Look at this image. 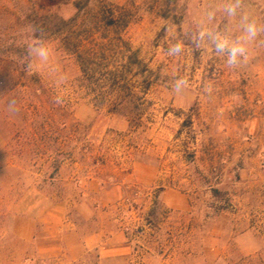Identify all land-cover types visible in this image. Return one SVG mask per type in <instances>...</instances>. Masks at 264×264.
Masks as SVG:
<instances>
[{
  "label": "rangeland",
  "instance_id": "obj_1",
  "mask_svg": "<svg viewBox=\"0 0 264 264\" xmlns=\"http://www.w3.org/2000/svg\"><path fill=\"white\" fill-rule=\"evenodd\" d=\"M31 10L75 20L14 76ZM79 229L125 248L76 264H264V0H0V264Z\"/></svg>",
  "mask_w": 264,
  "mask_h": 264
},
{
  "label": "trees",
  "instance_id": "obj_2",
  "mask_svg": "<svg viewBox=\"0 0 264 264\" xmlns=\"http://www.w3.org/2000/svg\"><path fill=\"white\" fill-rule=\"evenodd\" d=\"M24 17L25 19H31V22H23L15 33L2 39L3 50L14 57V70L11 73L14 76L25 75L30 72L34 58L33 49L45 44L55 36L67 34L75 20L74 18L65 19L53 11H46L40 14L35 10H31ZM113 20L111 19L108 22L109 25L114 26L115 24L117 27L118 23ZM75 48V50L80 49V46L76 45ZM78 56L80 66L85 69L86 58L80 54Z\"/></svg>",
  "mask_w": 264,
  "mask_h": 264
},
{
  "label": "crops",
  "instance_id": "obj_3",
  "mask_svg": "<svg viewBox=\"0 0 264 264\" xmlns=\"http://www.w3.org/2000/svg\"><path fill=\"white\" fill-rule=\"evenodd\" d=\"M257 41V42H256ZM257 43L258 48L253 50L255 53L258 51L260 53L259 45L260 41L254 38L253 41L244 40L243 44L245 48L250 49L251 46L255 48ZM254 127V126H253ZM68 235L73 237V241H69ZM119 234L115 230L114 232L103 233V232H82L81 229L78 232H71L70 234L63 235L61 245L57 242L54 243H38L37 249L39 252H53L56 249H59L62 256L56 259L50 258H35L28 261L20 260L17 264H76L81 261V257L85 255L90 250L97 249L100 251L102 260H109L113 255L118 254L119 250L125 248L124 245L117 242Z\"/></svg>",
  "mask_w": 264,
  "mask_h": 264
}]
</instances>
